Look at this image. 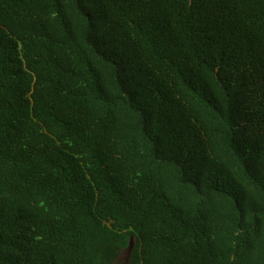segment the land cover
<instances>
[{"label":"trees","instance_id":"trees-1","mask_svg":"<svg viewBox=\"0 0 264 264\" xmlns=\"http://www.w3.org/2000/svg\"><path fill=\"white\" fill-rule=\"evenodd\" d=\"M264 264V0H0V264Z\"/></svg>","mask_w":264,"mask_h":264},{"label":"rangeland","instance_id":"rangeland-1","mask_svg":"<svg viewBox=\"0 0 264 264\" xmlns=\"http://www.w3.org/2000/svg\"><path fill=\"white\" fill-rule=\"evenodd\" d=\"M126 257H127L126 254H122L121 257L119 258L117 264H126V263H125V261H126Z\"/></svg>","mask_w":264,"mask_h":264}]
</instances>
